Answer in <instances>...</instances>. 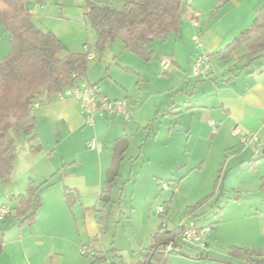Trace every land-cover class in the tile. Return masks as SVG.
<instances>
[{"label": "crops", "instance_id": "1", "mask_svg": "<svg viewBox=\"0 0 264 264\" xmlns=\"http://www.w3.org/2000/svg\"><path fill=\"white\" fill-rule=\"evenodd\" d=\"M66 2L32 0L26 3V8L33 15L35 23L44 31L54 33L70 53H82L85 45L84 25L87 28L85 10L73 11L65 7ZM190 3L197 12L198 26L192 25L191 21H183L179 30L172 33L166 41L157 40L161 41V44L156 43L157 41L152 44L154 56L151 61L145 62L139 57L141 62L130 59L127 63L130 65L123 66V69L152 84L153 81L147 75L150 71L144 64L152 63L162 69V59L168 58L173 65L165 73L169 75L173 72V76L184 78L181 90L185 101L180 103L179 94L170 92V89L159 91L160 98L164 99L161 98L154 110H165L167 106L177 109L174 127H179V131L187 137V142L194 138L204 141L211 139L213 143L218 142L226 149L233 148L230 160H240L244 163L253 161L259 169V164L256 163L264 161V49L261 55L252 60L247 58L248 49L244 45L229 52L227 50L242 32L254 25L260 11L264 10V1L191 0ZM222 6L229 8V15L219 17L220 12L217 9ZM57 18L67 20L65 23L74 25L82 34L81 41L74 47L65 43L60 34L50 27L51 22H63V19ZM195 35H200L202 48L197 47L194 42ZM87 44L91 45L90 42ZM204 52L212 55V75L209 79H197L192 74L193 65ZM98 67L100 64H93L91 70L87 71L86 76L91 84L98 85L111 100H128L132 104L135 103L120 90H125L123 85L115 81L110 82L112 85H107L109 82H102V75L96 77L94 70ZM168 79H171V76ZM36 104L33 111L38 120V140L33 145L27 138L19 141L20 148L8 184L10 193H7L6 199L0 203V207L6 204H10L11 208L13 206L9 216L0 224V231L5 237L2 253L9 245L3 225L14 219L18 226L14 245L21 255L30 253L28 264H33L32 258L35 256H39V262L36 264H77L81 262L78 253L82 245L95 251L94 261L90 264L100 261L116 264L110 261V253L117 256L120 251L117 247L106 249L102 244V235L109 234L110 220L122 212L123 199L129 185L133 187L132 197H135V186L138 184L135 166L139 162L142 166L148 164L155 170H160L161 175L163 171H167L172 177L175 175L172 172L174 167L171 166L180 165V152L172 146H168L165 151L163 149L154 153L147 152L145 145L153 139L156 141L157 137L151 133L148 121L150 113L144 105L133 104L134 118L131 122H125L122 117L109 118L97 114L94 124L87 125L77 102L72 98L62 99L60 96L44 93ZM181 114L186 116L182 117ZM214 128L217 129L216 133ZM144 130L146 139L143 147L137 157L128 161L132 134L135 131L140 134ZM168 133L171 140H182V136L174 134L171 128ZM244 134H256L260 143L243 145L241 137ZM95 139L102 146L101 152L88 148V143ZM31 145L38 146L39 149L33 151ZM154 160L157 164L152 165ZM185 164L190 166L193 163ZM128 165L131 167L130 177L121 183L124 181L121 178L122 168ZM203 167L204 162L197 163L191 171L202 170ZM261 182L264 183V177ZM155 185L156 188L160 186L159 181ZM36 187L41 198L38 216L33 224L21 226L16 218V210L20 206L17 198L21 195L27 196V191ZM226 192L223 188L216 202V223L210 222L206 214V207L210 206L214 195L189 205L185 210V219H193L201 225L212 227L206 237L209 246L208 257L196 259L194 256L202 251L179 247L177 252L164 259L163 264H245V259L230 255L231 247L264 250L257 249L260 243L254 231L255 227L251 223L243 227V222L257 221L264 210L260 211V207H243L241 195L228 196L226 204L219 206L220 199L228 194ZM157 196L156 189L153 188L152 194L148 196L150 211H153ZM205 199L206 203L195 211L188 212L189 207ZM172 203V200L165 202L168 207L167 219ZM131 209L134 211V206ZM227 209H230L229 212ZM225 211L227 216L224 215ZM230 223H239L243 228H239L236 236L229 239L227 247L222 248L218 242L221 236L226 234L220 231L221 226H214ZM160 226L156 232L151 231V234L148 227L147 237H143L140 243L146 247L140 249V257L135 259L134 264H144L147 253L157 244L155 236ZM176 226L179 225L167 224V229L173 230ZM42 252L44 255L40 256ZM74 255L75 260L71 259ZM119 257L124 259L122 254ZM122 263L130 264V261L127 263L124 259Z\"/></svg>", "mask_w": 264, "mask_h": 264}, {"label": "rangeland", "instance_id": "2", "mask_svg": "<svg viewBox=\"0 0 264 264\" xmlns=\"http://www.w3.org/2000/svg\"><path fill=\"white\" fill-rule=\"evenodd\" d=\"M65 1H67L65 4L66 8L68 7L73 11L82 12L85 10L87 3V0ZM96 1L101 3L109 2V0ZM259 1L263 2L264 0ZM127 2L128 0H113L112 3L113 7L121 10L124 8V5ZM217 10L220 12L219 17L223 15H229V8L227 6H222ZM84 19L87 24V28L85 25L83 27L85 44L90 42L93 51L99 56V51L96 48V33L86 21L85 15ZM62 21L63 22H51L50 27L60 34L65 43L69 44L70 47H74L77 42L81 41L82 34L77 29H75L74 25L65 23L67 20L63 19ZM159 42L161 41H157L156 43L161 44ZM10 52V36L0 24V60L8 56ZM130 59L141 62L138 57L132 53L124 51L122 43L119 40H116L111 43L105 51H103L100 57H97L95 60L90 62L89 71L91 70L93 64H100V67L94 70L96 77L98 75H102V82H109L107 85H112V83H110L111 81L120 83L124 86L125 90H120L123 92L125 97H129L131 101L135 102L133 103L134 105L140 104L147 108V112L150 113V118L148 121L151 128V133L153 136L157 137L156 141L153 139L145 145L147 152L154 153L163 149V151H165L168 146H172L174 149L177 148V150H179L178 152L180 153L178 156L181 163L179 166H171V168L174 167L172 172L175 175L172 177L169 176L167 171H163V175H161L159 172L160 170H155L148 164L142 166V164L139 162L135 166V171L137 174L136 180H138L137 187L135 186V197H132L134 189L131 187V185H129L126 191V196L123 199L124 203L122 204V212L117 213V216L110 220L109 234L102 235V244L106 247V249L111 250L113 247H117V249L120 251L117 256L112 252L110 253V261L116 264H123L122 262L124 259L127 261V263L130 261V264H134L135 259L140 257V249H142V247H146L140 243L143 237H147L148 227L150 231L149 233L151 234V231L156 232L161 224L160 216L156 213L155 208L157 206H166L165 202L171 200L173 202L169 217L166 219V223L168 225H180L185 222V210L187 207L209 195L214 196L211 199L210 206L206 207V214L210 222L216 223V212L218 210L216 202L218 201L223 188H225L227 191L226 193L229 195L226 194V196H223L220 199L219 206L226 204L228 201V196L241 195L243 207H260V211L264 210V188H262L264 183H260L264 177V161L256 163L259 164V169H257L253 161L244 163L240 160H230L232 157L230 152L233 148L226 149L218 142L213 143L211 139L210 141H204L202 139L194 138L192 141L187 142V137L183 132L179 131V127H174V120L176 119L178 113L177 109H173L170 106L168 108L167 106L165 110H154V106L161 101V98L164 99V97L160 98L161 95L159 94V91L165 92L166 90L170 89V92L179 94L180 103L185 101L183 92L181 90V85L184 81V78L177 75L173 76V72H170L168 75L162 69L153 65L152 63H142L147 65L150 71L147 74L149 79L153 81V83L150 84L147 80H142L135 73H127L123 69V66L130 65L127 64ZM170 76L171 79H168ZM36 105L37 104H35V106ZM183 116L185 117L186 115H182V117ZM170 128L174 134L182 136V140H180V142L171 140L169 138L168 132ZM137 133L138 132L135 131V133H133L131 136V150L127 154L128 161L133 157H137V154L140 148L143 147L144 140L146 139L145 130L140 134ZM19 148L20 147H18V149ZM142 161L143 160H141V162ZM188 162L193 164L186 166L185 163ZM201 162H204V167L202 170L191 171L196 167L197 163ZM155 164L157 163L154 160L152 165ZM130 169V165H128V167L124 166L122 168L121 178L124 181L121 183H124L130 177ZM158 181L160 186H157L156 188L155 184H158ZM9 183L0 185V203L6 199V195L8 196L7 193H10L8 192L10 191V187H8ZM164 184L169 186L167 190L164 189ZM216 186L218 188H216ZM153 188L156 189L158 196L155 200L153 211H150L151 204H148V196L152 194ZM133 206L135 209L134 211L131 209ZM229 210L230 209H227V212H229ZM227 212L225 211L224 215L228 214ZM149 216L150 219H148ZM243 223H245L243 224V227L249 226L250 223L253 227H255L254 231H256V237L260 243L258 244L257 249H264V212H261L257 221H247ZM240 225L241 224L239 223L215 225L214 228L221 226L220 231L225 232L226 234L221 236L218 245L222 248H226L229 239L236 236V231L239 228H243ZM3 227V229L6 231V238L7 242H9V245L6 248V251L0 255L2 256L0 257V264H11L9 261L13 262L14 264H28V262H30V253L29 255L27 253L21 255L19 252H17V247L14 245L15 237H17L18 234L17 222L14 219H11L8 223H5ZM246 229L248 230V228ZM155 232H152V234ZM137 239L139 240L137 241ZM149 239L150 238H148V240ZM145 245H147V242ZM80 247L81 249L88 248V246L83 245ZM121 254L124 259L119 257ZM43 255V252L40 253V256ZM78 255L80 256L81 262H77V264H90L92 261H94L93 256H84L80 253H78ZM37 259H39V256L32 258L33 264L39 262ZM71 259L75 260V255L72 256ZM71 259L70 261H72ZM96 264L111 263H101L100 261L96 262Z\"/></svg>", "mask_w": 264, "mask_h": 264}, {"label": "trees", "instance_id": "3", "mask_svg": "<svg viewBox=\"0 0 264 264\" xmlns=\"http://www.w3.org/2000/svg\"><path fill=\"white\" fill-rule=\"evenodd\" d=\"M30 0H0V24L11 39V52L0 60V185L11 181L17 158L19 141L27 138L33 145L38 140V120L34 106L40 96H60L76 84L74 75L87 74L90 61L83 53H70L65 44L52 32L44 31L34 21L26 8ZM39 1V0H35ZM191 0H129L124 8L116 9L112 1L101 3L87 0L85 18L96 33V48L99 56L116 40L124 50L133 53L145 62L153 59L152 44L166 41L176 33L183 21H191L196 10ZM248 49L247 58L253 59L264 49V10H261L254 25L242 32L229 46L228 52L241 46ZM31 145V146H32ZM33 151L39 149L32 146ZM67 190V196L68 194ZM39 189L30 188L27 196L17 198L19 208L16 218L21 226L36 221L41 205ZM207 199L188 208L195 211ZM161 226L155 239L157 244L146 255L144 264H158L163 259L164 249L171 241L179 239L183 224L173 230ZM178 243V241H177ZM5 237L0 231V254ZM198 250L193 246L178 245V248ZM230 255L246 260V263L264 264V250L231 247ZM208 257L200 253L194 258ZM245 263V264H246Z\"/></svg>", "mask_w": 264, "mask_h": 264}, {"label": "built area", "instance_id": "4", "mask_svg": "<svg viewBox=\"0 0 264 264\" xmlns=\"http://www.w3.org/2000/svg\"><path fill=\"white\" fill-rule=\"evenodd\" d=\"M53 1V0H48ZM192 25L198 26L196 15L191 20ZM200 35L193 37L197 47L202 48L200 43ZM82 53L91 62L97 58V54L93 51L91 45L85 44L82 49ZM212 55L208 53H202L193 65L192 74L197 79H209L212 75L211 72ZM172 62L168 58H163L161 61V67L164 72H168L172 67ZM76 84L73 87H69L60 94L62 99L72 98L74 99L79 107L80 112L85 118L87 125L94 124V118L97 114L106 116L109 118L122 117L125 122H131L134 118V112L132 111L133 104L128 100H111L106 96L102 89L98 85L91 84L85 74L74 75ZM37 106V105H36ZM214 127L215 125L211 123ZM214 132L217 129L214 128ZM243 145L259 144L260 139L256 134H244L241 137ZM88 148L101 152L102 146L97 140H92L88 143ZM164 189H168L169 186L164 184ZM156 213L162 217L166 214L165 206H157ZM11 205L6 204L0 207V224L6 220L11 213ZM183 224V229L176 242L171 241L164 249L163 259L158 264H163L164 259L170 254L178 251V245L183 244L186 246H193L196 249L208 253L209 246L206 241V237L210 234L212 227L210 225H201L193 219H186ZM162 227L167 228V223L164 220ZM80 254L84 256H94L95 251L92 248L81 249ZM246 264H255L249 263Z\"/></svg>", "mask_w": 264, "mask_h": 264}, {"label": "water", "instance_id": "5", "mask_svg": "<svg viewBox=\"0 0 264 264\" xmlns=\"http://www.w3.org/2000/svg\"><path fill=\"white\" fill-rule=\"evenodd\" d=\"M9 35V34H8Z\"/></svg>", "mask_w": 264, "mask_h": 264}]
</instances>
